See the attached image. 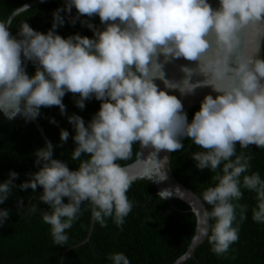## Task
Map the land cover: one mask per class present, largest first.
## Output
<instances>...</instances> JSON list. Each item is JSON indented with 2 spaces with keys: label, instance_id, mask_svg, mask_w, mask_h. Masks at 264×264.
Returning <instances> with one entry per match:
<instances>
[{
  "label": "clouds",
  "instance_id": "obj_1",
  "mask_svg": "<svg viewBox=\"0 0 264 264\" xmlns=\"http://www.w3.org/2000/svg\"><path fill=\"white\" fill-rule=\"evenodd\" d=\"M73 6L78 11L73 24L80 16L98 15L105 29L85 21L95 38L76 34L65 39L57 34L65 23L61 12L71 13ZM53 17L47 34L23 22L13 36L10 23L0 21V111L8 119L23 115L30 121L40 115L42 107L58 106L65 115L62 98L66 92L79 94L76 105L80 109L93 96L102 101L87 127L79 115L68 117L76 131L72 160L82 155L90 158L71 171L53 159V145L46 141L34 154L35 163L42 167L28 173L30 179L19 185L21 190L43 188L39 201L50 211H44L42 219L51 226L55 245L67 244L66 230L79 218L86 201L92 219L101 227L112 218L122 228L134 207L127 192L137 177L117 161L131 159L136 142L155 149L144 161L150 165L144 175L159 181L167 179L164 168L169 159L158 160L160 151L183 150L184 138L204 149L193 152L191 158L197 169L214 173L216 184L202 193V201L212 207L197 211L196 228L217 256L225 255L239 240L248 207L237 203L243 198L242 188L256 194L252 219L264 224V179L258 172L246 174L253 157L243 151L237 154L236 147L239 143L241 149H248L254 144L264 149V59L259 58L264 0H219L217 8L209 0H70ZM161 54L164 63L183 58L196 62V67L183 66L185 78L170 82L159 62ZM29 61L37 66L31 78L25 71ZM194 75L205 79L192 83ZM156 79L181 94L211 87L219 95L205 96L189 123L181 100L160 90ZM50 122L57 123L54 118ZM69 135L61 129L62 142ZM18 177L12 171L0 184V204L17 187ZM171 194L163 190L159 197L163 200ZM19 203L22 207L23 201ZM36 210L32 204L28 212ZM9 216L10 210L0 209V226ZM213 220L214 225L210 224ZM108 258L112 264H130L123 252Z\"/></svg>",
  "mask_w": 264,
  "mask_h": 264
},
{
  "label": "trees",
  "instance_id": "obj_2",
  "mask_svg": "<svg viewBox=\"0 0 264 264\" xmlns=\"http://www.w3.org/2000/svg\"><path fill=\"white\" fill-rule=\"evenodd\" d=\"M29 0H0V21L7 22L11 12ZM70 2V1H69ZM65 0H49L31 6L18 12L10 20L9 31L17 36L20 25L27 22L35 31L47 34L52 28L53 13L57 9H66L69 3ZM65 23L56 32L63 38L80 34L94 37V31L87 26L93 24L99 30H104L98 15L94 17L80 16L73 24L72 19L78 16L73 6L71 13L61 12ZM87 23H84V22ZM19 38V37H17ZM23 59V57H22ZM264 59V46H263ZM36 65L26 62L25 71L29 77L35 75ZM79 94L66 92L62 102L66 106V114L61 115L58 106L42 107L36 118L43 127L44 133L53 145V159L67 164L73 171L78 170L81 160L90 158L82 155L80 160H72V152L77 147L74 141L76 131L69 123L68 117L79 115L85 121V126L99 112L102 101L95 96L85 101V107L76 105ZM200 106H193L187 111L189 123ZM57 123H51L52 119ZM4 115L0 111V184L9 178V173L19 174L14 181L17 187L12 189L8 200L0 204V209L10 210L7 222L0 226V264H112L109 254L123 252L130 264H171L187 248L195 230L196 217L190 206L180 198H173L175 208L170 207L156 193L155 185L144 179L132 183L127 196L134 202L133 210L125 218L122 228L117 227L112 218H107V226L94 221L93 228L86 240L90 219V205L86 201L81 206L79 218L71 229L66 230L69 237L64 246L55 245L51 236V226L43 222L44 211H50L49 206L39 201L43 188L21 190L19 185L30 179L28 173L38 172L35 167V152L45 146V140L34 123L26 119H15L3 122ZM61 129L69 132L67 142L60 138ZM184 149L170 152V167L175 177L194 191L201 199L202 193L210 186H215L210 170L196 168V161L191 156L193 152L204 151L195 145L190 138L183 139ZM237 154L241 151L250 154L251 169L249 173L258 172L264 179V149L252 144L248 149L236 145ZM137 142L133 145L131 159L117 161L125 165L134 160ZM42 167V164H39ZM242 179V178H241ZM243 198L239 204H246L247 218L240 223L239 240L233 243L228 252L217 256L211 251L207 238L199 244L194 257L181 264H264V224L252 219V208L256 206V194L242 188ZM23 201L22 207L20 201ZM67 203L68 199L64 198ZM34 204L37 210L29 214V207ZM208 210L211 205L204 203ZM239 221V209H237ZM215 221H210V224ZM235 226V223H234ZM211 235V232H209Z\"/></svg>",
  "mask_w": 264,
  "mask_h": 264
},
{
  "label": "water",
  "instance_id": "obj_3",
  "mask_svg": "<svg viewBox=\"0 0 264 264\" xmlns=\"http://www.w3.org/2000/svg\"><path fill=\"white\" fill-rule=\"evenodd\" d=\"M45 1H49V0H29V1L21 4L20 6H18L17 8H15L11 12V14L8 17L7 22L10 23V20L12 19V17L14 15H16L18 12H20L24 9H27L31 6L45 2ZM65 1L69 2L70 0H65ZM209 2L212 4V6L214 8L219 7V0H209ZM117 23H119V21H117ZM263 46H264V41H262V43H261V51L259 54V58H261V59H263ZM164 61H165V57L161 54L159 56V62L164 64L163 70L165 72V78L167 80H169L170 82H175V83H179L185 78V74L181 70L183 66H187L190 68L196 67V62L188 61V60H185L183 58L173 59L168 63H164ZM204 79H205V77L202 75H194L192 78V83H196L197 81H202ZM154 82L157 84V86L160 90H164V91L168 92L169 95H175L177 98H179L181 100L182 104L184 105V111L186 113L193 106H200L201 107V103L203 102L205 96L211 94L213 96V98H215L217 95H219V93L213 91V89L211 87H200V88H197L191 94H181V92L178 89L168 88L165 85V83L160 79H156ZM3 115H4V113H3ZM15 119H25V118L23 115H17L13 119H8L4 115L3 122L12 121ZM30 121L32 123H34L36 128L39 130V132L42 135V137L44 138L45 142L46 141L50 142L49 138H47V136L45 135L43 127L40 125L38 120L34 119V120H30ZM154 151H155V149L152 148L151 146L143 147V146H141L140 142H137V151H136V155H135L134 160L131 161L130 163H127V164L122 165V166L127 167L130 174L137 177L134 181L144 179V180H148V181L152 182L156 187V193L158 195L163 190L170 191L172 193L171 196L163 199L170 207L175 208V206L172 202L173 198H180L183 201H185L190 206L191 210L194 212L195 217H196V224H197L196 213L200 208H206V206H205L204 202L202 201V199L194 191H192L190 188H188L186 185H184L182 182H180L175 177V175L173 174L171 167H170V152H168L166 150H162L157 154L158 160H163V158L165 156H167L169 158L168 163L165 165V168H164V171L167 174L166 180L159 181L157 177H153V178L149 179L146 175H144V172L150 167V165L145 163L144 161H147L149 155ZM35 167H36L37 171L40 170L39 164L35 163ZM70 170L73 171L72 169H70ZM93 223H94V220L92 219V216H91L89 230H88L86 240L89 238V235H90L91 230L93 228ZM205 239H206V237L205 238H199V234L197 232V228L195 225L194 233L192 235V238H191L186 250L181 255H179L175 260H173L171 264H181L184 261H186L187 259L193 258L194 257V251H195L196 247L199 244H201Z\"/></svg>",
  "mask_w": 264,
  "mask_h": 264
}]
</instances>
